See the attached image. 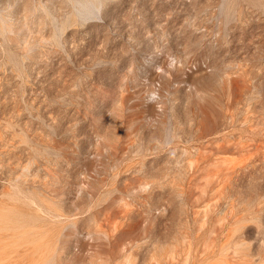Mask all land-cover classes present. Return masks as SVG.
Listing matches in <instances>:
<instances>
[{"label": "rangeland", "instance_id": "374dc122", "mask_svg": "<svg viewBox=\"0 0 264 264\" xmlns=\"http://www.w3.org/2000/svg\"><path fill=\"white\" fill-rule=\"evenodd\" d=\"M0 264H264V0H0Z\"/></svg>", "mask_w": 264, "mask_h": 264}]
</instances>
